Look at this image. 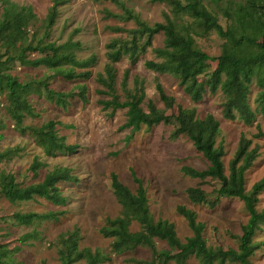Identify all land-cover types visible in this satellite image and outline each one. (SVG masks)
<instances>
[{"label":"rangeland","instance_id":"1","mask_svg":"<svg viewBox=\"0 0 264 264\" xmlns=\"http://www.w3.org/2000/svg\"><path fill=\"white\" fill-rule=\"evenodd\" d=\"M176 1L182 6L199 1L225 29L231 24L221 10L226 6V0ZM9 4L13 6V11L24 17V28L14 34L10 30L0 41V68L3 76L10 75L19 83L30 86L20 96L38 116H26L24 125L39 128L49 121H55L59 136L78 149L71 154L47 156L30 133H20L11 115L6 79L1 78L0 153L8 149L18 151L0 163V173L14 175L19 186L24 188L39 184L55 169L66 167L72 170L77 181L58 184L60 192L67 198L65 205H57L50 198L38 197L30 202L11 203L1 194L0 183V264H62L60 254L65 251L67 240L75 229L79 230V250L90 248L111 258L103 264L152 262V251L145 246L122 255L113 253V239L103 236L100 231L108 219L117 218L123 212L111 186V174L116 173L121 182L135 193L138 185L132 171L146 188L155 221L165 219L173 223L181 241L185 242L193 236L187 220L177 211L179 206H184L195 211L198 220L205 224L204 238L208 246L238 250L242 227L249 219L245 203L238 198H222L215 207L191 202L188 189L200 187L213 201L220 183L210 178L204 181L192 178L185 175L182 168L188 166L202 171L208 169L210 163L186 135L174 137L175 124L143 125L128 139L132 134L131 129L125 127L128 109L117 110L114 115H111L112 108L104 109L100 102L110 100L112 95L101 93L107 88L98 82L99 76L107 78L108 66L112 65L116 69L115 95L121 102L130 100V95L136 94L135 83L138 81L146 94L141 105L145 112H149L148 104L152 101L163 114L177 116V107L169 109L161 101L157 90V85L161 84L177 105L196 108L201 119L213 115L220 122L217 145L224 147L223 162L227 176H230V162L235 157L241 136L252 139L251 148L258 147L259 158L245 174V188L250 192L264 178V138H254L259 129L264 132V115L258 114L252 125L245 124L238 116L235 120H229L225 117L224 109L227 98L221 90L215 94L207 91L203 100L195 104L177 78L147 69L146 61H163L155 52L165 46L163 33L154 36L151 47L139 51L135 63L124 51H121L118 61H112L110 57L114 50H124V46H131L133 42L142 45L146 41V36L131 33L141 24L149 27L157 23L173 24L178 31L192 38L196 49L212 58L221 55L225 40L214 30L200 29L194 18L177 10L167 0H67L58 7L52 27L49 26L48 16L53 0H0V22ZM48 44L64 46L63 53L71 54L78 62H89L85 68L75 67L74 71H89L91 77L86 80L65 78L63 72L74 67L66 63L55 70L44 66L33 68L21 63L19 52L24 48ZM48 55H52V52L26 51L24 56L35 60ZM201 65L206 73L199 81L205 83L209 79L206 74H211L217 68V62L204 61ZM127 71L129 77L126 82ZM2 87L5 90H1ZM260 91L254 79L248 96L253 110L258 108ZM35 157L44 164L39 170L32 168ZM256 208L258 211L264 210V191L258 196ZM31 212L56 213L59 216L57 219L37 221L30 226L17 225L13 219L16 213ZM131 229L138 232L141 227L134 222ZM28 234L32 237L22 243L21 239ZM254 242L260 247L251 257V264H264V228L256 234ZM155 243L158 251L178 253L166 241L156 238ZM75 264H86V261L80 260ZM155 264L177 263L157 261ZM186 264L200 262L192 256Z\"/></svg>","mask_w":264,"mask_h":264},{"label":"trees","instance_id":"2","mask_svg":"<svg viewBox=\"0 0 264 264\" xmlns=\"http://www.w3.org/2000/svg\"><path fill=\"white\" fill-rule=\"evenodd\" d=\"M155 1L164 2L166 0ZM167 1L177 10L194 18L200 29L214 30L219 37L224 39L221 55L218 58H212L196 49L193 46L192 38L178 31L173 24L157 23L153 27L141 24L137 30H133L131 32L133 34L138 33L141 36H146V41L142 45L133 42L131 46H124V50H114L110 53L111 60L118 61L121 51H124L135 63L139 51H145L151 47L154 36L163 33L165 46L155 50L157 56L163 61H146V68L177 78L195 104L203 100L207 91L215 94L221 90L227 98L224 105L225 117L229 120H235L238 116L245 124L252 125L258 114L264 115V0H226V6L221 10L225 17L231 21L227 29L199 1H194L186 6H182L176 0ZM218 1L216 0V2ZM66 2L67 0H53V7L48 16L50 27L55 24L58 7ZM12 7L9 4L4 9L3 20L0 22V41L5 38L10 30L14 34L24 28V17L13 11ZM28 12L31 15V11ZM4 43L7 45V42ZM62 47L64 46L56 47L54 44L29 46L19 52L20 61L26 66L33 68L44 66L49 70H55L61 64L66 63L74 67L68 72H63L65 78L69 80L89 79L92 75L91 72L76 73L74 71L75 67L85 68L89 62H78L71 54L63 53ZM26 51H51L52 55L31 60L24 56ZM204 61L217 62V68L211 74H206L209 79L202 83L199 78L206 73L205 68L201 65ZM107 73V78L99 76L98 82L107 88L101 93L107 96L112 95V98L100 103L104 109L112 108L111 115H114L117 110L128 109L125 127L130 128L132 133L128 139L140 131L143 125L153 127L161 123L175 124L174 137L186 135L193 142L197 151L202 153L210 163L209 168L202 171L188 166L182 168V172L192 178L202 181L210 178L220 183V188L216 190L213 201L210 200L207 192L200 187L188 189L187 194L191 202L210 204L211 207H215L222 198H238L245 203L249 213V219L242 227L238 250H225L221 247L212 248L208 246L204 238L205 224L198 220L195 211L179 206L177 208L178 213L187 220L193 233L192 237L183 242L178 237L173 223L165 219L155 221L148 204L146 188L134 171H132V176L138 185L135 193L121 182L116 173H112L111 186L114 195L123 207V212L117 218L108 219L107 224L100 231L103 236L113 239V253L122 255L136 247L145 246L152 251L154 259L152 262H143L144 264H155L157 261L186 264L192 256L196 257L200 264H226L227 262L251 264V257L260 247V244L254 242V237L264 228V210L258 211L256 208L258 196L264 191V178L256 183L250 192H247L245 188V174L259 158L258 147L251 148L252 139H248L245 135L241 136L235 157L230 162V176H227L223 162L224 147L217 145L220 122L213 115H207L201 119L197 115L196 108L188 109L182 105H177L176 100L165 93L161 84L157 85L161 101L169 109L177 107L178 114L177 116L165 115L157 109L152 101L148 104L149 112L147 113L141 107L146 94L144 88L139 86V82L136 81L135 83L136 94H131L130 100L121 102L115 95L116 69L114 66H108ZM2 76L0 68V79H6L5 88L10 95L11 115L19 132L22 134L30 133L47 156L76 152L77 146L67 144L66 139L59 136L56 129L57 122L49 121L39 128L24 125L26 116H38L31 105L20 96L21 93H26L30 86L19 83L10 75ZM128 77L129 71L126 72V82ZM254 79L261 88L257 97L258 108L256 110H253L248 103L250 86ZM5 88L2 87L1 90H5ZM254 138H264V132L259 129ZM17 151L16 149H8L1 152L0 163ZM42 166L44 164L35 157L32 168L39 170ZM75 181H77V177L72 174L71 169L66 167L55 169L46 175L43 182L24 188L19 186L14 175L5 172L0 173L1 194L11 203L30 202L38 197L50 198L57 205H65L67 198L60 192L58 184ZM58 216L59 214L56 213L38 214L31 212L16 213L13 215V219L17 225L30 226L37 221L57 219ZM134 222L140 225V231H132ZM78 235L79 230L75 229L68 238L65 251L60 254L62 264H75L80 260L86 261V264H103L111 260L110 257L90 248L79 250ZM31 237L30 234L25 235L21 242L25 243ZM156 238L166 241L171 248L178 250V253L172 254L168 250L158 251L155 243Z\"/></svg>","mask_w":264,"mask_h":264}]
</instances>
